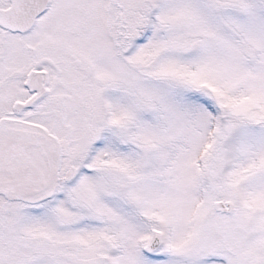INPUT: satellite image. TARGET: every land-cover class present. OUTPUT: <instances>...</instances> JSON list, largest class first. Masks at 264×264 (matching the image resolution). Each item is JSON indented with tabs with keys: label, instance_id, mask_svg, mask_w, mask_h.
I'll return each mask as SVG.
<instances>
[{
	"label": "snow or ice",
	"instance_id": "6c2138e0",
	"mask_svg": "<svg viewBox=\"0 0 264 264\" xmlns=\"http://www.w3.org/2000/svg\"><path fill=\"white\" fill-rule=\"evenodd\" d=\"M0 264H264V0H0Z\"/></svg>",
	"mask_w": 264,
	"mask_h": 264
}]
</instances>
